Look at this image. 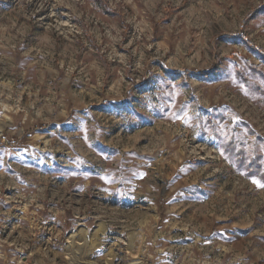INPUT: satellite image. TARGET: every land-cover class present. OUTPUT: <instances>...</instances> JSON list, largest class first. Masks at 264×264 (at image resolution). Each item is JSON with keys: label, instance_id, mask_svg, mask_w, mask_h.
<instances>
[{"label": "rangeland", "instance_id": "374dc122", "mask_svg": "<svg viewBox=\"0 0 264 264\" xmlns=\"http://www.w3.org/2000/svg\"><path fill=\"white\" fill-rule=\"evenodd\" d=\"M263 55L264 0H0V264H264Z\"/></svg>", "mask_w": 264, "mask_h": 264}, {"label": "bare ground", "instance_id": "6f19581e", "mask_svg": "<svg viewBox=\"0 0 264 264\" xmlns=\"http://www.w3.org/2000/svg\"><path fill=\"white\" fill-rule=\"evenodd\" d=\"M104 232H105L104 226L98 225L90 237H87L85 235L86 233L84 230H81L78 233H75V232L72 233L67 239V244H68L67 248L69 249L72 255L70 259L66 258V259H69L68 264H93L89 262L80 263L78 262V259L81 260L84 258V255H85L83 254L84 252L86 253V251L90 252L96 249V247L100 244V237L101 235L104 234Z\"/></svg>", "mask_w": 264, "mask_h": 264}, {"label": "trees", "instance_id": "16d2710c", "mask_svg": "<svg viewBox=\"0 0 264 264\" xmlns=\"http://www.w3.org/2000/svg\"><path fill=\"white\" fill-rule=\"evenodd\" d=\"M248 46H249L252 50H254V51L256 50V49H255L254 47H252L251 45H248ZM259 53L262 54L261 51H259ZM263 56H264V55H263ZM208 76H209V74H207V73H201V74L198 75V77H199V78H202V79H206Z\"/></svg>", "mask_w": 264, "mask_h": 264}]
</instances>
